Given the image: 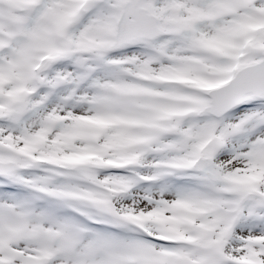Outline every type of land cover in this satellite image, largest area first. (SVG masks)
<instances>
[{
  "label": "snow or ice",
  "instance_id": "snow-or-ice-1",
  "mask_svg": "<svg viewBox=\"0 0 264 264\" xmlns=\"http://www.w3.org/2000/svg\"><path fill=\"white\" fill-rule=\"evenodd\" d=\"M0 264H264V0H0Z\"/></svg>",
  "mask_w": 264,
  "mask_h": 264
}]
</instances>
